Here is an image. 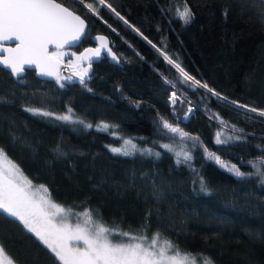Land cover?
<instances>
[{
    "label": "trees",
    "instance_id": "16d2710c",
    "mask_svg": "<svg viewBox=\"0 0 264 264\" xmlns=\"http://www.w3.org/2000/svg\"><path fill=\"white\" fill-rule=\"evenodd\" d=\"M59 1L87 21L72 50L103 33L119 61L102 57L83 83L41 79L32 69L14 78L0 66V148L7 158L50 199L90 211L116 233H155L197 264L201 257L264 264V116L231 103L264 111V0H105L115 12L96 0ZM185 5L189 23L178 16ZM165 56L219 98L185 81ZM66 110L78 119H59ZM163 121L188 135L164 129ZM124 137L157 149L114 152ZM179 146L191 159L176 154ZM0 245L16 264H61L2 213Z\"/></svg>",
    "mask_w": 264,
    "mask_h": 264
},
{
    "label": "snow or ice",
    "instance_id": "6c2138e0",
    "mask_svg": "<svg viewBox=\"0 0 264 264\" xmlns=\"http://www.w3.org/2000/svg\"><path fill=\"white\" fill-rule=\"evenodd\" d=\"M79 2L83 3V0ZM96 2L104 5L105 0H96ZM107 6L111 8V5ZM87 8L95 11L92 4H88ZM112 11L115 12V9ZM116 15L119 16V13ZM178 16L184 23H189L192 12L185 5L183 10L178 12ZM84 28V20L56 0H0V40L18 41L14 48H3L0 45V51L7 53L3 59H0V65L7 66L12 73L19 75L24 71V65L35 64L41 68L42 74L53 75L64 53H49L48 46L55 45L57 49H61L65 44L77 43L85 35ZM96 39L100 41V47L84 50L76 57L77 63L71 65L72 67H79V62L90 61L92 57H99L101 49L107 48L105 37L100 36ZM107 51L111 52V49ZM165 59L179 70L185 81H191L192 85L207 89L209 93L219 98V93H214L206 83L201 84L199 80L185 72L180 64L175 63L168 56H165ZM88 67H91V63ZM86 74L85 69L80 75L82 83ZM173 98L175 102V93ZM231 103L235 105L234 101ZM240 107L248 108L247 105ZM27 111L35 115H51L39 109L30 108ZM250 111L255 113L257 109L251 108ZM260 115L264 116V111H261ZM59 119L69 120L71 117L61 116ZM162 127L172 133H180V129L173 127L167 121H163ZM217 143L223 141L217 138ZM113 151L120 153L122 150L114 148ZM123 154L129 153L124 151ZM208 157L235 173L237 177L245 175L235 165L224 164L215 153L209 152ZM0 158L7 160L3 148H0ZM184 159L189 160L191 156L185 153ZM39 191L44 194L38 196L37 192L32 190L31 181L23 176L16 164L0 165V213L4 218L19 222L28 232L34 233L61 264H176L173 257L166 256L168 242H165L162 248L156 249L155 237L150 242H146V237L143 235L116 233L100 223H95L90 211L76 214L53 202L44 185H40ZM73 215L78 219L82 216L83 225L77 222L73 227L69 222V217ZM110 235L126 237L128 242L113 244L109 239ZM73 241L75 243H72ZM4 252V247L0 245V264H13L12 260L4 259ZM201 259L202 264H213L207 257Z\"/></svg>",
    "mask_w": 264,
    "mask_h": 264
},
{
    "label": "rangeland",
    "instance_id": "374dc122",
    "mask_svg": "<svg viewBox=\"0 0 264 264\" xmlns=\"http://www.w3.org/2000/svg\"><path fill=\"white\" fill-rule=\"evenodd\" d=\"M52 52H62L64 53V55L61 57L64 59L65 62H68L70 65L71 64H75L76 62V57H77V52L73 51L72 49L70 48H63V49H55V50H52ZM81 69V70H80ZM80 69L78 70V72H83V68L80 67ZM72 70H77V68H72ZM56 80L58 82H64V81H68V80H71V78L63 73H59L56 77ZM173 93H175V96H176V92L175 91H172L170 93V100L173 101ZM236 106H240L241 104H238V103H235ZM189 108H191V106L189 105ZM36 109V108H35ZM248 111H250V107L248 108H244ZM261 111L257 110V114H260ZM57 116L58 117H61V116H70L71 119L69 120H72V121H76V119H78V117H76L71 110H66L64 112H61V113H57ZM84 125H91L93 127H96V128H99V129H103V130H106L108 128H113V125L110 124L109 122H106V121H98L96 123H87V122H84L83 120H80ZM105 125L107 126V128H105ZM229 137H230V134H229ZM126 141H131V143H126ZM162 144V143H160ZM159 144V145H160ZM164 145V144H162ZM161 146V145H160ZM167 146L168 148H170L169 145H165ZM116 148H120L122 151H127V150H132V149H137V150H151V151H156V146L154 144H149V145H140L139 141L134 138V137H124L121 139V143L118 147ZM176 154L180 157H184V154L185 153H188L185 148H183L182 146H179L176 148ZM8 164H14L12 163L8 158L7 160L3 159V158H0V165H3V166H7ZM32 184V183H31ZM39 188L40 186H37V185H33L32 184V190L33 191H36L37 192V195H43L44 193L40 192L39 191ZM52 200V199H51ZM53 201V200H52ZM55 202V201H53ZM57 203V202H55ZM59 204V203H57ZM61 207L65 208L66 210H70L69 208L59 204ZM71 212L73 213H76V214H80L82 212H74L71 210ZM95 223H99L98 221H95L93 220ZM69 222L73 225V227H75V224L77 222L81 223V225H83V217L82 216H79V219L76 215H73V216H70L69 217ZM101 224V223H100ZM116 232V231H115ZM130 235H133V236H140V235H143V234H130ZM145 236V235H143ZM146 237V242H150L154 237L156 238V245H155V248L156 249H160L164 246L165 242H168L169 244V247L166 249V256L167 257H173L176 264H193V261L195 262L194 258L189 255L188 253H185V252H182L180 251L179 249L175 248L172 243L170 241H168L167 239H164L160 236H158L157 234H151L149 236H145ZM109 239L111 240V242L113 244H118V243H127L128 240L127 238H124V239H116L113 237V235H110L109 236ZM72 243H75V241H73ZM4 259L5 260H12V258L6 253L4 252ZM13 261V260H12ZM13 264H16L14 261H13ZM195 264H197L195 262Z\"/></svg>",
    "mask_w": 264,
    "mask_h": 264
},
{
    "label": "water",
    "instance_id": "95a60500",
    "mask_svg": "<svg viewBox=\"0 0 264 264\" xmlns=\"http://www.w3.org/2000/svg\"><path fill=\"white\" fill-rule=\"evenodd\" d=\"M56 2L62 4L63 6H65L67 8H69L70 11H73L76 15H79L84 20V23H85L84 33H85L86 27H87V21H86V19L79 12L73 10L72 8H70L69 6H67L66 4H64L63 2H61L59 0H56ZM107 5H109V4L105 2L104 3V6L106 8H108L109 10L112 11V9L109 8ZM100 36H103V37L106 38V41L105 42L107 44V48H102L101 49V52H100V56L99 57H92V59L90 61L79 62V64H83V63L86 64V66H85L84 69L87 70V74H89L90 71H91V67H88L89 63H91V66H92V64L94 62L99 61L102 57H106L110 62H113V63H117L119 61V57L117 56L116 52L110 46V41H109L108 36L106 34H103V33H96V34H94L93 35V42L94 43L83 46L78 51L77 56L81 55V53L84 52V50H86V49H89V48L95 49V48L100 47V41L96 39L97 37H100ZM82 37H81V39H82ZM81 39H80V41H81ZM80 41L77 42V43L65 44L63 48H72V47H75V46H77L80 43ZM17 44H18V41H16L15 39H13V40H7V41L0 40V45H2L3 48H9V47L14 48V47H16ZM63 48H61V49H63ZM52 49H57V48H56L55 45H49L48 46L49 53H53L52 52ZM107 49H111V52H108ZM5 55H7V53L0 51V59H3V57ZM113 56H115V59H113ZM75 63H77V61ZM71 65H73V64H71ZM71 65L68 62H65L63 58H60L59 64L54 69V74L53 75H44V74H42L41 68L39 66L35 65V64H31V65L26 64V65H24V71L21 72L19 75H16V74L12 73L11 69L8 68L7 66H4V65H0V66L3 67V68H5L6 70H8L9 73L11 74V76L14 77V78H17V77L22 76L27 69H32L34 71L35 75L37 77L41 78V79H53L59 73H63L65 75L69 76L71 78V80H74V79L77 78L78 80L81 81L80 75H82L84 72H80V71L78 72V70L73 71L72 68H74V67H72ZM84 80H85V78H84Z\"/></svg>",
    "mask_w": 264,
    "mask_h": 264
},
{
    "label": "flooded vegetation",
    "instance_id": "af4514ba",
    "mask_svg": "<svg viewBox=\"0 0 264 264\" xmlns=\"http://www.w3.org/2000/svg\"><path fill=\"white\" fill-rule=\"evenodd\" d=\"M76 64V63H75ZM85 66H86V64L85 63H83V64H79V67H76L77 68V70H79L80 69V67L81 68H85ZM81 70V69H80ZM85 70V69H84ZM84 70H83V72H84ZM73 71H75V70H73ZM88 75V74H87ZM87 75H84L85 77L87 76Z\"/></svg>",
    "mask_w": 264,
    "mask_h": 264
},
{
    "label": "bare ground",
    "instance_id": "6f19581e",
    "mask_svg": "<svg viewBox=\"0 0 264 264\" xmlns=\"http://www.w3.org/2000/svg\"><path fill=\"white\" fill-rule=\"evenodd\" d=\"M128 24V23H127ZM130 27H132L130 24H128ZM238 107H240V106H238ZM244 109V108H243Z\"/></svg>",
    "mask_w": 264,
    "mask_h": 264
}]
</instances>
